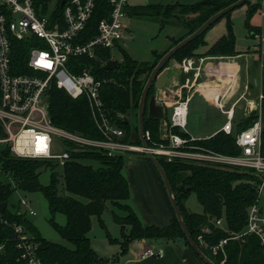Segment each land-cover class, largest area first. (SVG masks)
Listing matches in <instances>:
<instances>
[{
  "label": "trees",
  "instance_id": "16d2710c",
  "mask_svg": "<svg viewBox=\"0 0 264 264\" xmlns=\"http://www.w3.org/2000/svg\"><path fill=\"white\" fill-rule=\"evenodd\" d=\"M95 1L96 8L90 22V29L86 33V39L96 34V26L110 13L109 0ZM236 1L238 0H205L191 5L175 3L129 7L127 13L133 17L159 19L166 25L179 23L187 30V33L182 38L174 40L172 45L174 47L198 30L211 16ZM245 5L248 7L246 25L249 36L255 39L256 36L264 34V27H254L250 23L261 8V4L252 5L249 0ZM232 13L222 18H226L228 21L227 35L223 36L208 51L207 57H235L238 55L235 50L234 26L230 20ZM184 14L193 17L188 19L187 16L183 17ZM222 19L179 50L172 60L180 64L185 59L194 58L196 56L194 52L200 46L205 45L204 39L208 31ZM121 53L123 60L122 62L117 61L115 70L105 69L104 63L110 60L108 51L99 52L98 58L95 60L84 57L74 59L70 62L69 69L72 73L91 69L92 74L98 80L105 81L101 88V96L109 117L125 132L126 142L140 146L139 140H133L136 133L132 130L131 121L121 119L119 116L129 115L131 110L138 108L147 78L167 52L161 54L155 52L156 59L153 63L138 62L132 59L124 49H121ZM22 59L23 56L20 57V60ZM261 94L263 95V100L260 102L261 108L254 110L235 124L236 134L253 127L262 113L264 114V77ZM184 99H186L185 95ZM49 113L55 126L78 132L86 137L101 139L100 133L91 120L88 103L84 98L73 100L64 91L53 87L50 91ZM160 124L161 121L148 118L146 106L144 129L149 131L152 137V142H148L149 146L152 143L163 142L160 137ZM177 133L183 137H189L188 134L178 131ZM190 145L195 147L193 151L200 149L230 156L241 154V149L236 144L235 135H227L224 132H218L207 139L195 140ZM261 153L264 156V127L261 136ZM141 155L148 160L145 154ZM157 160L169 178L173 194L192 238L208 258L215 264H221L223 257H213L209 250L199 243L198 236L203 228L208 227L211 233L204 236L208 246L216 245L221 240L228 238V232L213 224L214 221L221 218L225 219L230 232H241L247 224L248 209L258 200V186L261 184V180L252 172L239 169L209 164L201 165L196 161L167 162L160 157H157ZM94 163H98L99 166L94 167ZM124 165L123 156L109 157L99 151L73 153L72 160L62 168L63 182L61 184V176L59 177V172H55L58 167L54 163L16 158L10 149L3 148L0 150V167L3 174L11 179V182H3L0 176V204L7 203L2 216L9 222H16L26 228L38 244L37 253L44 264H109L110 260L101 258L91 246L88 235L92 228V217L99 218L100 225L105 230L110 243L121 245L122 255L126 254L130 244L137 240H153L164 244L183 242L192 249L175 213L168 227H146L143 225L132 206L127 204L131 198V189L123 174ZM42 168H50L53 172L48 185H43L40 181ZM159 178L163 184L160 175ZM61 185L63 186L62 190L60 189ZM17 190L29 194H43L52 215L49 221L50 225L62 239L71 243L73 248L48 241L41 236L31 218L24 214L20 215L16 211H9V200ZM193 194L197 196L198 202L203 206V214H195L188 210L186 202ZM107 202H111L116 209L126 213L125 216H121L113 212L115 223L121 227V239L112 238L102 220ZM57 214L66 216L64 226L55 222ZM2 244L4 250L0 255V264H25L21 260L22 252L16 248L15 235L11 227L0 225V245ZM226 252L225 264H264V256L259 241L255 237H249L244 244L229 241Z\"/></svg>",
  "mask_w": 264,
  "mask_h": 264
},
{
  "label": "built area",
  "instance_id": "2783aa9c",
  "mask_svg": "<svg viewBox=\"0 0 264 264\" xmlns=\"http://www.w3.org/2000/svg\"><path fill=\"white\" fill-rule=\"evenodd\" d=\"M109 4L110 13L96 26V34L86 39L96 8L95 0H0V145L10 149L16 158L50 161L61 169L72 160L73 153L99 151L109 157L150 153L167 162L196 161L201 165L252 172L261 184L258 186L257 202L248 209L245 228L241 232H230L225 219L221 218L213 224L228 232L229 237L208 246L204 236L211 230L205 227L198 241L213 257L222 256L221 264L226 263L229 241L244 244L249 237L258 239L264 256V207L260 205V195L264 191L261 116L253 127L236 134L233 121L237 103L227 110V101L224 100L228 96L225 92L220 98L219 108L227 121L219 132L235 135L241 154L230 156L200 149L193 151L195 147L190 143L195 139L187 132L189 100L184 99L180 90L171 117L161 121L159 131L162 143L149 146L148 142H152L149 131H145L147 149L142 144L126 142L125 132L115 125L106 111L101 96L105 81L98 80L91 69L78 73L69 69L74 59L84 57L95 60L99 52L108 51L109 61H112L113 52L123 49L122 44L130 32L125 23L129 16V0H109ZM261 17L264 27V9ZM260 44L264 54V34L260 37ZM179 69L190 73L199 71L200 67L190 58L183 60ZM53 87L64 91L73 100L84 98L87 101L91 120L101 139L86 137L53 124L49 113ZM159 102L166 106L170 104L167 99L159 98ZM258 106L254 105L250 111L259 110L260 104ZM177 131L189 137H183ZM20 205L23 209L16 211L20 215L36 216L30 201L22 199ZM0 225L13 229L16 248L22 252L21 260L25 264H44L37 253L38 244L23 225L9 222L2 212ZM3 250L2 244L0 255ZM163 256V247L158 245L146 249L141 259Z\"/></svg>",
  "mask_w": 264,
  "mask_h": 264
},
{
  "label": "rangeland",
  "instance_id": "374dc122",
  "mask_svg": "<svg viewBox=\"0 0 264 264\" xmlns=\"http://www.w3.org/2000/svg\"><path fill=\"white\" fill-rule=\"evenodd\" d=\"M200 1H205V0H129V5L130 8H137V7L150 6V5H172L178 2L185 5H191L198 3ZM224 1H231V0H224ZM257 3L261 4V8L258 10L259 12L261 11V9L264 8V0H251L252 5ZM245 6L235 10L230 15V20L234 26L233 31L236 36V42L238 48L247 49L250 47L251 49L254 46L255 47L257 46L258 41L257 40L254 41L249 36V32L246 25L248 10H246ZM183 17L189 19L190 17L193 16L184 14ZM252 20L256 22L257 19L255 18V16H253L250 22L251 24H253ZM222 21L223 24H220ZM125 23L127 24V26L130 27V32L128 33V35L131 36L130 37L131 39L127 40L126 43L124 42V44H122V48L125 50V52L129 54V56L132 59L141 63H153L154 60L156 59L155 52L159 54L162 53L164 49H166L169 43V38L179 39L181 36L183 37L187 33V30L181 27L179 23L175 22L173 24L166 25L164 21L159 19H148L144 17L128 16V18L125 20ZM215 26L216 29L220 28L221 26H224L228 31V21L226 18L222 19ZM215 26L213 28H215ZM259 49L260 50L257 52L256 55L249 56L248 61L246 62L240 61V64L242 65L243 63L247 64L248 67L247 70H245L244 68L241 69L240 75H242L243 79H242V83L240 82V92H238V94L234 96L232 100H230V103L227 106L228 109L232 105V103L237 101L236 99H238L241 96L243 98H246L247 100L245 99L240 100V102L236 107L237 116L239 114L240 117L243 116L246 109L253 108L254 105L259 107L258 105L261 102L260 95H261L262 79L264 77L263 76L264 54L262 52L261 47ZM112 57L114 58V60L119 62H122L123 60L121 51H114ZM254 61L257 62V68L253 63ZM247 74H248V78L247 81L245 82V76ZM148 79L149 77L147 78V81ZM184 80H185V76L181 78V85L184 83ZM203 80L205 79H202V82ZM147 81L145 82L144 88L147 84ZM210 88L208 87L207 88L208 90L205 91H207V93L220 92L219 89H215V85H213ZM180 90L181 87L179 88L177 87L174 90V94H175L174 97L176 99L179 96ZM152 94L158 95V92L154 88H152L149 97ZM189 97H190V102L188 106L187 132L196 138L203 139L204 137L212 134L217 129H219L222 126L225 117L222 116L220 110L216 108L218 101L215 98L212 100H203L199 95H196L195 92H193L192 96L190 94ZM162 100H166V99L162 98ZM165 108H166L165 110L166 119H169L173 112V104L167 105ZM138 111H139V104L137 109H133L129 112V115L119 116L121 119H127L131 121L132 130L135 131V133L139 132V123L137 117ZM261 120H262V126L264 127L263 113L261 115ZM1 149H3L2 145H0V150ZM189 152L190 150H188V153ZM189 154H191V152ZM123 157L125 160L123 174L127 179L129 185L131 181L127 169L129 164H134L136 162H146V164L150 166L152 170H154L157 176L159 175L155 166L149 160H147L143 155L132 153V154H127L126 156ZM87 164H91V163H87ZM98 166H99L98 163H94V167H98ZM41 172H42L40 176L41 183L43 185H48L50 183V175L53 172L50 170V168H42ZM55 172H59V177L62 175L61 168H57ZM0 176L3 182L5 183L11 182V179L8 178L5 174H3L1 167H0ZM60 180L62 184L63 182L62 176ZM132 187L133 189L131 196L134 199L136 193L134 186ZM62 188L63 186L61 185L60 189L62 190ZM22 199H26L30 201L34 210L36 211V216L30 218L33 224L39 230L43 238L47 239L52 243L61 244L68 248L74 247L71 243L62 239L59 236V234L50 225L49 221L52 218V215L49 211L47 200L45 199L42 193L29 194L17 190L9 200V205H8L9 211L15 212L19 209H23V207L20 205V200ZM127 204L131 206V198L129 201H127ZM134 204L135 203L132 200V205ZM260 205L264 207V191L260 195ZM186 206L188 210L192 213L195 214L204 213V208L198 202L197 196L195 194L190 196V198L186 202ZM113 212H116L121 216L126 215L124 211L121 212L118 209H116L111 202H107L105 212L102 215V220L106 225L107 231L110 233L112 238L121 239V227L115 223ZM55 222L61 226H64L66 224V216L63 214H57L55 216ZM88 236L90 238L92 248L101 258L110 260L112 258L113 259L120 258L122 256L120 244H112L108 241V238L106 237V232L101 227L98 217H92V228Z\"/></svg>",
  "mask_w": 264,
  "mask_h": 264
},
{
  "label": "crops",
  "instance_id": "0c3cea01",
  "mask_svg": "<svg viewBox=\"0 0 264 264\" xmlns=\"http://www.w3.org/2000/svg\"><path fill=\"white\" fill-rule=\"evenodd\" d=\"M245 8L246 10H248L247 6H245ZM263 9H261V11ZM261 11L257 12L254 15L255 18L257 19L256 22L252 20L253 23L252 25L254 27L263 28ZM220 24H223V21ZM129 31H130V27H129ZM209 31L204 39L205 45L200 46L194 52L196 56L193 59L196 61V66L200 67V70L197 72L193 71L190 73H184L183 70L179 69L178 72L174 73L172 76L177 78L175 82L176 87L174 88V90L177 87L178 88L181 87V92L183 97L185 95L186 98H188L189 102H190L189 95L191 94L192 96L193 92H195L196 95H199L203 100H212L215 98L218 101L216 108L220 110L219 108L220 98L225 92H227V96H228L224 100V102L227 101V106L230 103V100H232L234 96H236L238 92H240V82L242 83V79H243L242 75H240L241 74L240 72L242 68L247 70L248 67L247 64L244 63L243 65L240 64V61L246 62L248 61L249 56L257 54V52L260 50L259 48L261 47L260 37L263 34L256 36L255 39L250 37L254 41L256 40L258 41L257 46L256 47L254 46L251 49L250 47L247 49H240L238 48L236 42L235 50L238 53V55L235 57H211V56L207 57L206 55L208 51L223 36L227 35L228 33L226 27L224 26H221L218 29H216L215 26V28H212V30ZM130 37H131L130 35H127L124 42L126 43L127 40L131 39ZM180 38H182V36ZM174 40L177 39L169 38V43L166 49H164L162 53L168 52L173 48L172 45ZM253 63L254 65L256 64L255 61ZM184 76H185V83L181 85V78ZM247 78H248V74L245 76V82L247 81ZM202 79L205 80H203L202 82ZM213 85H215V89H219L220 92L207 93V91L205 90H208L207 88L208 87L210 88ZM229 87H231V89H228ZM158 95L160 100H162V98L169 100L170 101L169 105L172 104L174 105L176 100L179 99V98L176 99L174 97L175 95L170 98L169 97L167 98L165 94L161 92H158ZM242 99L247 100L246 98H243L241 96L238 99H236L237 101L232 103V105L228 109H230L235 103H237L238 105V103ZM236 107H235V116L233 121L234 126L236 123L240 121V119L247 117L248 114L251 112L250 109H246L243 116L240 117L239 114L237 116ZM220 112L222 116L225 117L222 126L212 134L204 137L203 139L210 138L215 134H217L226 123L227 121L226 116L222 113L221 110ZM189 135L192 136L195 140H200V138H196L191 134ZM127 169H128V174L131 178L130 181L131 193L133 189L132 186H134L136 193L134 199L131 196V206L137 213L143 225L146 227H150V226H156L159 228L168 227L173 220L174 212L171 207L169 198L167 196V192L165 191L164 186L159 178V175L157 176L154 170H152V168H150V166H148L146 162H136L134 164H129ZM132 200L135 203L134 205H132ZM158 245H161L164 250V256L162 258H147L144 260L141 259V255L146 249L151 247H157ZM109 264H206V263L203 262V260H201V258H199V256L183 242H171L164 244L153 240H137L130 244L129 250L126 254L122 255L120 258L110 259Z\"/></svg>",
  "mask_w": 264,
  "mask_h": 264
},
{
  "label": "water",
  "instance_id": "95a60500",
  "mask_svg": "<svg viewBox=\"0 0 264 264\" xmlns=\"http://www.w3.org/2000/svg\"><path fill=\"white\" fill-rule=\"evenodd\" d=\"M249 0H238L235 3L229 5L223 10L217 12L213 16H211L198 30L194 33L186 37L184 40L180 41L177 45H175L171 50H169L164 57L158 62L156 67L153 69L152 73L149 76L147 84L142 92V96L139 103V111H138V123H139V132L134 134V141L139 140L144 149L148 148L147 141L145 139V129H144V119H145V107L147 105V113L148 118L155 119L158 121H163L166 119V104L159 102V96L152 95L149 97V93L151 88L153 87L157 92H164L166 96L169 98L174 96V88L175 82L177 80L176 77L172 76L174 73H177L179 70V64L172 60L173 56L181 49L186 47L188 44L193 42L196 38H198L201 34L206 32L212 25H214L218 20L225 17L227 14L234 12L235 10L243 7ZM168 65V66H167ZM257 68V62L255 64ZM117 67V62L115 60L107 62L105 65L106 70H115ZM148 160L155 166L157 172L162 178L163 185L167 192L171 207L177 217L178 222L181 225V228L190 243V246L194 250V252L205 262L206 264H215L210 258H208L197 243L192 238L187 225L182 216V212L179 208V205L175 199L173 194V189L169 178L155 156L150 153H147ZM7 203L0 204V212H3L6 208Z\"/></svg>",
  "mask_w": 264,
  "mask_h": 264
},
{
  "label": "flooded vegetation",
  "instance_id": "af4514ba",
  "mask_svg": "<svg viewBox=\"0 0 264 264\" xmlns=\"http://www.w3.org/2000/svg\"><path fill=\"white\" fill-rule=\"evenodd\" d=\"M153 95V94H152ZM152 95H150V96H152Z\"/></svg>",
  "mask_w": 264,
  "mask_h": 264
}]
</instances>
